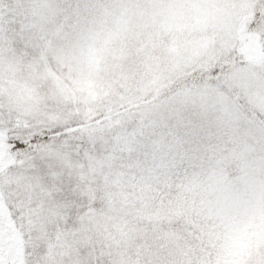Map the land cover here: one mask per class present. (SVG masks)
<instances>
[{"label":"snow or ice","instance_id":"obj_1","mask_svg":"<svg viewBox=\"0 0 264 264\" xmlns=\"http://www.w3.org/2000/svg\"><path fill=\"white\" fill-rule=\"evenodd\" d=\"M0 264H264V0H0Z\"/></svg>","mask_w":264,"mask_h":264}]
</instances>
